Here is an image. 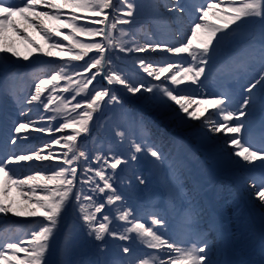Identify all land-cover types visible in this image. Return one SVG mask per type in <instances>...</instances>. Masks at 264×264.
I'll use <instances>...</instances> for the list:
<instances>
[{"label":"snow or ice","instance_id":"snow-or-ice-1","mask_svg":"<svg viewBox=\"0 0 264 264\" xmlns=\"http://www.w3.org/2000/svg\"><path fill=\"white\" fill-rule=\"evenodd\" d=\"M123 4L126 5L127 11L122 15L132 17L136 6L129 0H123ZM164 7L168 13H175L178 21L186 11L196 13L190 25L189 38L179 46L151 41L140 44L131 38L125 42L124 37L128 33L123 29L118 36L113 35V30L117 29L118 24L131 23L128 19L120 18L121 8L113 0H21L20 3H16L15 0H0V78L7 74L10 81L6 94L14 99L17 95L11 82L19 74L9 72L13 57L27 61L36 54H43L84 62L80 70L73 66L72 71H69V64H65L43 72L36 78L38 82H34V91L26 101L29 104L39 102L45 110L52 113L47 117L49 121L60 120L55 129L51 126L38 127L35 131L63 132L72 129V134L54 138L43 148L33 149L27 154L17 153L0 160V214H4V218H0V232L8 233L15 223L7 219L8 214L41 218L26 225L20 235L16 233L0 235V264H55L52 260L54 237L63 217L72 208H78L90 234L94 235L97 241H105L106 236L118 237L122 241H139L145 248L163 253L162 256L153 253L137 256L130 246H122L121 255L132 254V258L121 260L119 264H216L210 255L212 246L208 242L212 226L209 225L207 229L197 226L200 213L186 219L184 231L188 239L177 240L171 236L166 237L160 231L166 220L155 213L151 214L150 223H146L136 218L131 208L124 209L123 205L114 210L119 213L118 216H111L104 211L106 205H114L124 199L113 187L112 176L107 175L105 165L114 171L126 163V160L96 155L92 162L99 167L93 168L89 163L88 166L80 168L82 175L78 177L77 165L81 158L85 162L89 161V157L77 142L78 137L89 131L93 113L101 107L106 97L109 102L118 101V97L107 88L93 87L89 91L90 85L97 81L98 76L106 79L110 85L119 84L129 93L140 94V98L146 104L164 109L172 108L174 104L178 106L175 109L177 113H185L187 118L200 120L203 117V126L212 133L231 134L227 144L233 146L230 155L236 158L235 163L255 167L259 162L261 170L259 186L257 187L254 182L252 187L256 189L255 197L264 206V122L260 135L261 144L256 147L251 139H244L241 135L247 131L251 136L252 126L240 119L252 114L245 110L249 104L255 105L257 102L251 95L257 84L264 89V0H205L204 3L189 6L175 0L173 5ZM112 13L117 15L112 16ZM157 15L161 20L172 19L171 16L165 17L162 13ZM210 16L222 20L223 23L211 22ZM249 25H258L261 34L259 49L261 68L258 78L246 89L249 96L240 101L235 110L229 107L233 103L232 99L223 96L199 102L217 109L213 115L222 116V121H213L211 115L205 116L204 112H200L199 103L191 95L163 86V82L161 85H145L143 82L134 81L113 66V54L117 49L122 53H147L159 49L175 55L188 54L192 61L199 62L198 65L190 64L184 67L182 64L165 62L166 66L154 67V62L147 58H139L138 63L143 72L155 80L159 81L163 76L170 80L172 85L179 86L185 81L198 83L209 62L210 52L225 41L239 40L241 33ZM29 29L38 30L43 34L47 49L28 34ZM82 37L88 39H81ZM20 45L25 46L24 52L19 50ZM90 53L95 54L89 56ZM169 72L172 74L165 76ZM58 92L70 93V97L57 95ZM149 93L152 95H146ZM78 96L81 97L80 100H77ZM259 103L261 112L264 113V95L260 97ZM193 104L197 107L189 111ZM44 119L45 117H40V120ZM133 120L147 136L149 123L144 117H133ZM34 123L31 119L26 123L19 122L12 131L14 134L24 133L32 128ZM118 135L123 137L125 133L119 132ZM9 142L15 145L17 139L13 136ZM53 144L61 145L64 151L59 156L51 151L44 154ZM131 145L133 152L129 155V160L135 161L137 159L135 153L144 152L155 158L154 163L163 165L165 156L160 149L144 142L132 141ZM56 159L62 160V163L43 170L50 173L47 175L42 171H36L35 174L18 178L16 170L9 167L21 161ZM97 178L102 182V186L97 182ZM85 185L89 186L87 190ZM13 189L19 190L20 197L25 202L23 205L18 206L10 195ZM101 213L103 215L98 218L97 214ZM112 219L125 221L130 227H125L122 234L118 233L110 227ZM20 231L17 229V232Z\"/></svg>","mask_w":264,"mask_h":264},{"label":"rangeland","instance_id":"rangeland-1","mask_svg":"<svg viewBox=\"0 0 264 264\" xmlns=\"http://www.w3.org/2000/svg\"><path fill=\"white\" fill-rule=\"evenodd\" d=\"M113 2L121 8L120 18L131 21V23L128 24H118L117 29L113 30V35L118 36L120 30L123 29L126 33H128V35L124 37L125 42H128L131 38L136 42L143 44L141 40H144L145 42L150 40L141 39L142 33H145L148 28H151L152 33L150 36L154 43L158 42L161 44H167L169 46H178V43H173L169 40L168 43L165 42L164 36L168 35L166 24H168L169 19L161 20L157 15V13H162L165 17L171 16L164 7L165 5H173L171 0H129V2L136 6L132 17H125L122 15L124 11H127V7L125 4H123V0H113ZM204 2L205 0H180V3L184 4L185 6ZM115 15H117V13H112V16ZM183 16L188 17V32L186 34L188 35L190 25L195 19L196 13L189 10L186 11ZM209 19L213 23H223L222 20H218L212 16H210ZM34 31L35 34H37L42 40L41 44L38 42L37 43L47 49L48 45L45 43L43 34L38 30ZM81 39L88 38L82 37ZM96 39L99 40L100 38ZM260 40L261 34L259 26L249 25L241 33L239 40L225 41L216 50L210 52L209 62L205 66V72L200 77L198 83L185 81L183 84L177 86L172 85L171 81L166 80L163 76L161 77V80L158 81L148 76L147 73L143 72V69L139 67L138 63L139 58H147L148 60L154 62V67L166 66L165 62L167 60H169L168 63L182 64L184 67H188L190 64L192 66L198 65L199 62L192 61V58L188 54L175 55L172 53H167L168 57H162L163 59H160L159 61L161 63L160 64L156 62V60L159 58L156 56V54L150 55L146 53H122L117 49L113 54V66L119 69L122 74H127L134 81H137V78L142 77L143 75V83H145V85H161L163 82V85L167 87L175 88L191 95L192 98L198 103L221 96L231 98L233 103L229 105V107L232 110H235V108L239 106L240 101L249 96V93L246 91L247 87L259 76L261 68L259 51ZM182 42H179V44ZM195 44L196 42H194V47ZM94 54L95 53H90L89 56ZM85 59L87 60L88 57ZM49 61H55L57 65L69 64V71H72L73 66H75L77 70H80L84 63L83 61H69L68 57L61 59L58 56L48 57L44 56L43 54H36L27 61L23 60L22 58L17 60L15 57H13L10 67L20 66L25 68L40 62L49 63ZM51 64L54 65V62H51ZM48 69L49 68H47V70ZM17 70H19V68H17L15 71ZM22 72L23 70L17 72L19 75L14 81L11 82L13 88H16V84L20 78V73ZM43 72L44 71L42 70L40 73H33V77L40 76ZM171 74L172 73L169 72L166 73L165 76H170ZM5 77L8 78L7 74ZM2 78H0V80ZM97 81H94L93 85H90L89 91H91L93 87L107 88L111 93L118 97V101L109 102L108 98L106 97L104 101L106 103L103 106V111L100 114L98 113L99 109L101 108L100 107L96 112H94L93 119L89 123V129L91 128V130H94L97 134L92 133V135L89 134V136H87V134L90 133L89 131L87 133H82L81 136L78 137L77 142L81 146V150L85 151L86 155L89 157L88 162H85L84 159L81 158L80 162L78 163V177L82 175L80 168L88 166L89 163L93 168L99 167L98 164L92 162L96 155L107 156L109 159L112 157H118L126 160V163L121 164L114 171L105 165L107 175L112 176L111 182L113 183V187L116 188V191L124 197L123 201H118L114 205H106L104 211L106 213H110L111 216H118L119 213L115 212L114 210L120 208L121 205H123L124 209L131 208L133 215L142 222L146 223H150L151 221V214L153 213L152 208H161L166 206L169 211L175 213L178 211V209H180L179 207L183 205L181 202H179L181 198L179 191L183 186L181 184H176L174 179V177L179 174L181 170L183 171L184 175H191V177H193L191 181L202 186V189L212 188V184L215 183V181L213 182L214 177L208 181H204V179L206 176L214 175V172L219 174L218 176L224 177L229 182H233L239 188L243 189L244 181L238 179H242L243 174L253 171H261L259 162L256 163L255 167H252L237 165L235 163L236 158L231 160L230 153H232L233 148L229 149L228 147L224 146L222 149L220 147L221 144L227 145V136L221 138V144L218 146L215 141L212 142L208 139V134L203 131V129L206 127L201 129V126H203V121H194L191 118H187L186 114L182 112L177 113V111L174 110L167 112L169 108H159L161 112H165V114H158L155 116L164 124H169L166 126V128L169 131L171 130L174 135H178L177 144L174 146L173 152L175 157L174 159L176 160L177 164L173 163L171 166H169L165 160L163 165H159L154 163L155 158L144 152L135 153L137 156L135 161L129 160L128 157L133 152L131 145L132 141H135L136 143H148L154 147V145L150 143L149 137L145 136L144 139L141 138V129L138 127V125L134 124L133 117L130 115V113L135 115L136 118L142 115L147 121V114H154L153 112L157 110L158 107L146 104L140 98V94L134 95L129 93L122 85H110L106 80L102 81L101 77L99 76L97 77ZM35 82L38 81L36 80ZM9 84L10 81L7 83V88L9 87ZM33 84V81H31V84H29L30 90L28 91V98H30V93L34 91ZM63 86L64 82L62 81L61 87ZM117 92L126 98L124 104L129 105L128 107H124V104H122V97L118 96L119 94ZM56 94L70 97V93L58 92ZM146 95L152 94L149 93ZM251 95L256 99L257 102L255 105L249 104L248 109L245 111L252 112V114L244 116L243 120L245 117H251V120L246 123L251 124L252 126L251 134H253L255 131L261 135V126L264 113L261 112L259 100L260 97L264 95V89H262L260 84H257ZM136 96H138V99H136ZM80 99L81 97L78 96L77 100ZM133 100H138V102L141 103L142 109L135 107L136 104L133 102ZM73 103H75V101H73ZM204 105L209 106L207 103H199V107ZM25 108L27 109L30 118L36 117L35 119H31L35 122L32 128L51 126L53 129H55L56 125L60 122L59 119L57 121H49L47 117L52 115V113L45 110L39 102H33L31 104L28 103ZM253 108L255 109L254 111ZM32 109L37 110L36 115H33ZM192 110L193 109H190L189 111ZM216 111L217 109L210 107V110L205 116L211 115L213 121H216V118L221 121L222 116L213 115V113ZM41 116L45 117V119L40 120ZM113 116H115V119H112ZM118 116L120 122L116 123L112 121L117 120ZM125 116L127 117L124 118ZM233 123H235V121H233ZM92 125L93 128L91 127ZM72 131V129H67L63 132H57L55 130L51 132H39V138L41 139V142L38 148H43L45 144L52 141L54 138L58 139L63 135H70L72 134ZM119 132H124L125 135L121 137L118 135ZM243 134L241 135L244 137L249 136L247 131L243 132ZM47 139H49V141H47ZM258 140L260 141V136ZM49 151L55 152L57 154L59 153V156L62 151H64V149H62L61 145L53 144L51 149H46L47 153ZM201 153L203 155L200 157ZM205 155L210 160V162L204 160L203 157ZM61 163L62 160L56 159L54 163L47 164L46 166L42 167L41 170L35 168V172L42 171V173L45 175L50 174L43 170L53 168ZM210 165L215 170L213 173H211L210 170L205 169ZM89 175L92 174L89 173ZM141 180H143V183H141ZM97 182L101 183L102 186V182L99 181L98 178ZM77 187L79 188L80 185L78 184ZM84 187L87 190L89 186L85 185ZM15 191L19 192L17 189H15ZM205 192L206 191L203 193ZM207 197L209 200L214 199L211 196ZM13 198L16 200L18 206H21L25 203L20 197L19 193H16V196H13ZM95 198L97 197H94V199ZM183 198H185L188 202L190 201V199H187L188 196H184ZM253 206L254 205L252 204L251 211L254 214ZM256 208L259 209L258 207ZM256 211L260 212L258 210ZM97 215L99 218L103 215V213ZM0 218H4V214H0ZM7 219L15 222L13 225L20 227L24 226L22 228V230H24L25 226L30 222L39 220L41 218L26 216L18 217L8 214ZM165 220L167 224V219ZM258 223L264 230V221L257 217V224ZM166 224L160 229V231H162L165 235H168L165 229ZM110 227H113L118 233L122 234L124 228L130 227V225L125 221L112 219ZM227 229V223L225 222L224 230L226 231ZM231 230L235 232L236 227L234 224H231ZM132 235L134 236L135 234ZM253 237H256V234L252 236V239ZM217 243L220 244L222 241L217 240ZM122 246H130L134 250V254L137 256L146 255L144 253L148 250L151 251L149 253L158 255L155 250L145 248L139 241H122L118 239V237L110 236H106L105 241L103 242L95 240L94 235L90 234V230L82 220L81 213L79 212L78 208H72L68 210L67 214L63 217V220L55 234L53 241L52 260L55 262V264H119V261L121 260L132 258V254L121 255L120 249ZM217 248L218 247L215 249ZM234 249L235 248L233 246L230 247L231 252L234 251ZM160 254L161 253H159V255ZM225 254L227 255L226 257L232 256L226 250ZM162 255L163 253L161 256ZM245 256L246 252H241V254H239L240 263L246 260Z\"/></svg>","mask_w":264,"mask_h":264},{"label":"bare ground","instance_id":"bare-ground-1","mask_svg":"<svg viewBox=\"0 0 264 264\" xmlns=\"http://www.w3.org/2000/svg\"><path fill=\"white\" fill-rule=\"evenodd\" d=\"M170 14H171V16H176L175 13H170ZM17 19H19V18H17ZM175 27L177 28V33L181 34V35H177V38H174L175 41H177L179 39L185 41L186 39L189 38L188 35L186 36L188 29H187V26L185 24H183V21L181 22V24L176 25ZM28 34L31 35L32 38L36 40V42L41 44L42 40L37 34H35L34 30L29 29V33ZM144 38H146V37H144ZM171 41L173 43H175L173 40H171ZM19 50L21 52H24L26 50V48H25V46L20 45L19 46ZM53 51H56V50H53ZM163 53H164V51L158 49L155 52L149 51L146 54L161 55ZM64 58H66V57H64ZM156 62L159 63V61H156ZM137 82H138V80H137ZM137 97L138 96H136V99H138ZM133 102L136 105H138L140 103V102H138V100H133ZM177 107L178 106L173 104L172 108H169L167 112H170L171 110L176 111L175 109ZM196 107H197L196 104H193L192 108H190V109H195ZM205 109H207V112H208L210 110V106L204 105V106H200L199 107V111L200 112H204V114L206 115L207 112H205ZM153 113H154V115H158V114L164 115L165 114V112H161V110L159 108L157 110H155ZM27 118H28V116L24 115V120H26ZM240 119H241V121L244 122L243 117H241ZM24 120L22 119V122H24ZM192 120L197 121V122L198 121L202 122L203 121V117L200 120H196V119H192ZM167 125H169V124H167ZM165 126H166V124H165ZM203 128H204V126H201V129H203ZM203 131H205L208 134V139L210 141H212V142L215 141L216 144H218V146H219V144H221V138H223L224 136H227V138H228L229 135H231V134H225V133H212V132L209 131V129L207 127L204 128ZM38 134H39V132L35 131V128H30L29 130H27V131H25L23 133V137L20 140V143L33 144L37 140ZM25 136L27 137V139H24ZM224 146L228 147L229 149L233 148V146H228V144L227 145L221 144L220 147L223 149ZM44 154H47L46 150H45ZM230 158H231V160H234V157L230 156ZM55 161L56 160H52V161H35L34 160V161H26V163L29 164V165H38L39 167H44L47 164L54 163ZM180 179H182V178L180 177ZM223 179L224 180L221 182V188L222 189L215 192L217 197H216L215 201H213V205H210V203L206 205V207H211L212 208V210L208 211V212H211L212 215H211V217H207V218L208 219H216V216L219 215L218 212H217L218 208H223L224 219L219 220L218 224L216 225V228H215L217 231H220V232L224 231V222L225 221L227 223V227L228 228H231V224L232 223L234 225L241 224V225H244V226H246V224L251 223V225L249 226V231L251 233H253L254 235L256 234L257 237H254V240L252 241V245H251L250 248H251V251L253 252V254L257 256V249H258L257 246H261L262 241H264V230L262 229V226L259 223L257 224V217L262 220V216H264V210H263L264 206H262L261 203L258 201V199L255 197L256 189L252 187V184L254 182H250V181L243 182L244 183L243 188L245 190H247L248 194L246 193L244 195H241V197L239 199L238 198H227L226 201H225V204L222 203L221 205H217L219 200H222V199L224 200L226 196L232 195V193L235 194V192L231 193V192L228 191L227 188L225 189V185L227 184V182L225 181V178H223ZM241 180L244 181V180H246V178L242 177ZM256 180L257 181H255V183H256V185L258 187L259 186V179L257 178ZM16 193H19V192L15 191V189H13V191L10 193V195L13 197V196H16ZM243 199H248L251 204H253L255 206H259L260 209H258V211H260V212L255 211V213L252 215V213L250 212L249 208H245L243 205H242L241 209L238 208L236 206L237 203L238 202L242 203ZM203 209L204 208H202L201 212L204 211ZM240 212H243V213H245L247 215V219H245V221H243L244 217H241V213ZM204 215H206V213ZM237 229H238V231H241V228H237ZM218 252L220 254H222L221 251H218Z\"/></svg>","mask_w":264,"mask_h":264}]
</instances>
